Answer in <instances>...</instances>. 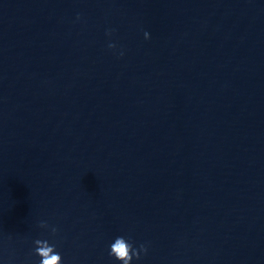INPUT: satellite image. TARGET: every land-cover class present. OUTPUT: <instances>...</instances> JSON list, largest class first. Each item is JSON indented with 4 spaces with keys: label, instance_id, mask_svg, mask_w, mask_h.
I'll list each match as a JSON object with an SVG mask.
<instances>
[{
    "label": "water",
    "instance_id": "obj_1",
    "mask_svg": "<svg viewBox=\"0 0 264 264\" xmlns=\"http://www.w3.org/2000/svg\"><path fill=\"white\" fill-rule=\"evenodd\" d=\"M40 220L65 264H264V0H0L4 264Z\"/></svg>",
    "mask_w": 264,
    "mask_h": 264
},
{
    "label": "clouds",
    "instance_id": "obj_2",
    "mask_svg": "<svg viewBox=\"0 0 264 264\" xmlns=\"http://www.w3.org/2000/svg\"><path fill=\"white\" fill-rule=\"evenodd\" d=\"M77 16H79V13H77ZM112 31L114 30L105 29L106 35H110ZM143 36L145 39L149 38L147 30L144 31ZM107 47L113 49L115 43L109 40ZM118 54L123 55V52L121 51ZM38 223L39 226L49 228L45 220H40ZM49 231L50 235L48 236H36L32 239L31 252L37 257L33 264H65L55 236L57 233L56 226H50ZM146 251L147 246L145 243L142 242L136 245L133 239L126 234L115 235L107 244V255L111 258L112 264H136ZM0 264H3V262L0 261Z\"/></svg>",
    "mask_w": 264,
    "mask_h": 264
}]
</instances>
